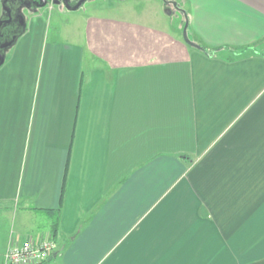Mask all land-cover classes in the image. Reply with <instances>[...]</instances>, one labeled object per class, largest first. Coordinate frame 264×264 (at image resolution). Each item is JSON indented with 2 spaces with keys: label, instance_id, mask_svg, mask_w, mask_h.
Returning a JSON list of instances; mask_svg holds the SVG:
<instances>
[{
  "label": "crops",
  "instance_id": "crops-1",
  "mask_svg": "<svg viewBox=\"0 0 264 264\" xmlns=\"http://www.w3.org/2000/svg\"><path fill=\"white\" fill-rule=\"evenodd\" d=\"M163 1L23 10L0 67V217H20L2 264L49 238L46 264H264V0Z\"/></svg>",
  "mask_w": 264,
  "mask_h": 264
},
{
  "label": "water",
  "instance_id": "water-1",
  "mask_svg": "<svg viewBox=\"0 0 264 264\" xmlns=\"http://www.w3.org/2000/svg\"><path fill=\"white\" fill-rule=\"evenodd\" d=\"M15 1L17 6V11L14 12L11 2ZM89 0H76L73 5L72 0H2V16L0 18V67L6 62L7 52L15 45L20 34L24 32L26 28L25 15L23 10L27 9L29 11L45 8L50 4L61 5L66 9L76 11L83 7L85 3ZM17 16H14V14ZM17 25H15V23ZM14 24V27L12 25ZM188 27L189 24L186 23L184 29V37L187 43L190 45L205 50L201 46L193 43L188 37ZM56 256V255H54ZM53 258V257H52ZM49 259V261L52 260Z\"/></svg>",
  "mask_w": 264,
  "mask_h": 264
},
{
  "label": "rangeland",
  "instance_id": "rangeland-1",
  "mask_svg": "<svg viewBox=\"0 0 264 264\" xmlns=\"http://www.w3.org/2000/svg\"><path fill=\"white\" fill-rule=\"evenodd\" d=\"M75 1L76 0L73 1L74 4L76 3ZM93 1H95V0H89V1H87L85 3L86 5L84 7L88 9V7H90L89 6L90 5L89 2L91 3ZM96 1H101V0H96ZM139 1L140 0H128L127 3L141 7V5L138 4ZM162 3L164 5L163 8H162V11H161L162 16L163 17L166 16V18L168 20H170L172 23L174 22L178 26L180 24V20L182 19V16H181L180 12L175 7H173L174 6L173 4L172 5L171 4H168V6L170 8H167L166 7V4H165L166 2L163 1ZM11 4H12V7H13L14 12H16L17 11L18 4L15 1H12ZM59 6H61V5H57V7H59ZM13 14H14V16H17V14H15V13H13ZM167 14L169 15V17L167 16ZM14 23H15V25H17L16 22H14ZM13 27H14V24L12 25L11 28H13ZM34 221L37 222V223L38 222L42 223V228H40L42 230L45 228L44 225L48 222L47 218L44 217V216H37V217L34 218ZM19 223H20V217H18L17 221L13 218V216L0 217V263L1 264L3 262L2 254L4 252V238L8 234H10V232L12 231V229L14 230V227L16 225L18 226ZM49 239H51V240L54 241V239H52V238H49ZM67 244H68V242H66V245ZM58 249H59V244L57 243V248L51 253L50 257H48L43 262L49 261V259L52 258V257L54 258L55 257L54 255H56V252L58 251ZM4 261H5V258H4ZM43 262H41V263H43ZM41 263H39V264H41ZM56 264H61V261L59 263H56Z\"/></svg>",
  "mask_w": 264,
  "mask_h": 264
},
{
  "label": "built area",
  "instance_id": "built-area-1",
  "mask_svg": "<svg viewBox=\"0 0 264 264\" xmlns=\"http://www.w3.org/2000/svg\"><path fill=\"white\" fill-rule=\"evenodd\" d=\"M56 248L57 243L51 239L39 242L28 239L20 244L11 242L4 264H39L50 257Z\"/></svg>",
  "mask_w": 264,
  "mask_h": 264
},
{
  "label": "trees",
  "instance_id": "trees-1",
  "mask_svg": "<svg viewBox=\"0 0 264 264\" xmlns=\"http://www.w3.org/2000/svg\"><path fill=\"white\" fill-rule=\"evenodd\" d=\"M205 51L208 52V51H211V49L205 47ZM58 225H59V219H57V221L55 222L54 228L57 229ZM46 263H47V261H46V262H43V263H41V264H46Z\"/></svg>",
  "mask_w": 264,
  "mask_h": 264
},
{
  "label": "flooded vegetation",
  "instance_id": "flooded-vegetation-1",
  "mask_svg": "<svg viewBox=\"0 0 264 264\" xmlns=\"http://www.w3.org/2000/svg\"><path fill=\"white\" fill-rule=\"evenodd\" d=\"M74 1V0H73ZM74 4V3H73Z\"/></svg>",
  "mask_w": 264,
  "mask_h": 264
}]
</instances>
